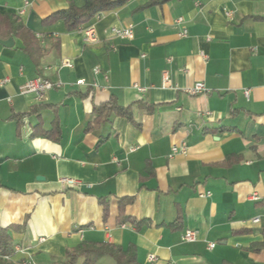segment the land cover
Instances as JSON below:
<instances>
[{
    "label": "crops",
    "instance_id": "1",
    "mask_svg": "<svg viewBox=\"0 0 264 264\" xmlns=\"http://www.w3.org/2000/svg\"><path fill=\"white\" fill-rule=\"evenodd\" d=\"M70 1L83 5L0 0L37 41L0 35L13 41L0 45V229L14 258L62 264L86 243L132 248L139 264H264L252 248L264 244V0H128L73 31L42 22ZM129 27L131 40L110 34ZM38 76L61 86L21 95ZM110 98L153 109L94 123Z\"/></svg>",
    "mask_w": 264,
    "mask_h": 264
},
{
    "label": "trees",
    "instance_id": "2",
    "mask_svg": "<svg viewBox=\"0 0 264 264\" xmlns=\"http://www.w3.org/2000/svg\"><path fill=\"white\" fill-rule=\"evenodd\" d=\"M127 1L128 0H83V5L81 7H76L75 4L70 1L66 9L52 13L42 22L55 23L57 21H62L67 31H73L79 26L87 23L96 15L123 6ZM163 1L166 0H161V2ZM152 4L153 3H149L147 6ZM3 32L7 37H18L25 48L37 42L34 34L25 27L24 23L17 15L0 16V35ZM79 95L83 98L87 96L86 93ZM133 106L147 112L153 109V106L144 103H134L127 107H122L118 105L115 98H110L107 102L93 107L92 114L94 116V123H107L112 116H121L132 121ZM55 130H57V122L54 123L51 132L47 135L52 136ZM125 202H129V200L120 201L119 210L122 209L121 206H123ZM104 212L105 214L107 212L106 205L104 206ZM179 220L180 218L177 217L172 225H177ZM128 221L135 227L139 226V222L135 219H129ZM260 246L264 247V244H255L252 245V248ZM14 255L15 250L8 235V230L0 229V264H21L23 259L16 260ZM102 257L111 258L114 264H139L136 253L132 248L122 249L108 244L92 245L86 243H81L76 248L67 250L62 264H94ZM7 260H10V262H7Z\"/></svg>",
    "mask_w": 264,
    "mask_h": 264
},
{
    "label": "built area",
    "instance_id": "3",
    "mask_svg": "<svg viewBox=\"0 0 264 264\" xmlns=\"http://www.w3.org/2000/svg\"><path fill=\"white\" fill-rule=\"evenodd\" d=\"M21 13H23L21 11ZM178 24H181V19H177L176 21ZM110 34L114 37L120 38V39H126L131 40L133 38L132 30L131 28H113L110 31ZM83 35H84V41L86 43H93L97 40L96 33L92 27H87L83 29ZM186 30L183 29L180 33V36H185ZM65 67H70V64L68 62L64 63ZM81 82H77V84H80ZM61 86L60 83H53L52 81L42 78V77H35L31 80H28L21 88H20V94L21 95H33L37 101L43 100L45 94L50 91L53 88H59ZM205 91L204 86L200 83L195 84L190 89H187L186 92L191 95H198L202 94ZM245 95H247V92H245ZM187 153V147L184 143L180 144L179 146H173L171 149V156L180 154L185 155ZM72 184V182H70ZM201 197L206 196L209 197L210 193L206 192L204 194L200 195ZM251 198L253 200H257V195L253 193L251 195ZM259 222L258 217L252 219V223L256 224ZM184 242L192 243L196 240V233L193 231H186L182 237ZM210 249L214 248V244L211 243L208 245ZM15 252L19 251V249H14ZM155 258L153 256L148 257L149 262H153ZM21 264H34L32 260L29 258H24L21 261ZM172 264V263H167Z\"/></svg>",
    "mask_w": 264,
    "mask_h": 264
},
{
    "label": "water",
    "instance_id": "4",
    "mask_svg": "<svg viewBox=\"0 0 264 264\" xmlns=\"http://www.w3.org/2000/svg\"><path fill=\"white\" fill-rule=\"evenodd\" d=\"M0 45H2L3 47H6V48H10L13 46V41L11 38L7 39V40H0Z\"/></svg>",
    "mask_w": 264,
    "mask_h": 264
}]
</instances>
